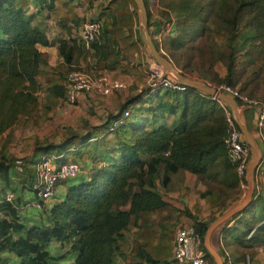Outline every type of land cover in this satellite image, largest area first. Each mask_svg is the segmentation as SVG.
I'll return each mask as SVG.
<instances>
[{
	"label": "trees",
	"instance_id": "16d2710c",
	"mask_svg": "<svg viewBox=\"0 0 264 264\" xmlns=\"http://www.w3.org/2000/svg\"><path fill=\"white\" fill-rule=\"evenodd\" d=\"M160 1L167 17L161 24L171 22L175 33L163 44L166 56L161 57L181 76L237 88L249 98L264 95V64L256 63L264 53V0ZM75 2L0 0V264H59L64 258L70 264H158L172 256L175 229L189 225L200 238L206 264H213L201 245L213 218L192 224L178 219L181 223L174 226L177 206L160 189L174 198L197 193L215 201L229 193L222 211L241 198L238 177L226 159L223 108L191 87L151 91L144 79L138 82L144 44L136 31L132 37L137 16L133 0H110L100 39L87 45L70 34ZM43 12L55 21L57 36L50 40L36 20ZM53 45L52 58L37 48ZM70 72L109 82L132 78L138 94L117 101L114 113L83 134L56 130L50 136H60L59 144L35 140L32 155L20 157L30 184L46 154L57 167L77 163L86 173L67 186L60 202L38 212L41 222L27 224L19 216L23 188L11 180L14 158L4 134L17 127L48 132L55 107L65 101ZM146 72L147 66L144 77ZM6 192L12 194L10 202L4 201ZM216 241L221 247L264 248L262 192L252 194L219 230ZM51 243L67 248L54 255L47 249ZM4 252L12 258L6 260ZM244 253L233 259L224 255L223 264H254Z\"/></svg>",
	"mask_w": 264,
	"mask_h": 264
},
{
	"label": "built area",
	"instance_id": "2783aa9c",
	"mask_svg": "<svg viewBox=\"0 0 264 264\" xmlns=\"http://www.w3.org/2000/svg\"><path fill=\"white\" fill-rule=\"evenodd\" d=\"M171 28V22L160 24L157 38H159L161 34L170 33L172 31ZM98 34L99 23L95 20H89L84 23L80 31V37L86 45L95 40ZM197 83L203 84L218 93L228 95L242 106L251 108L255 115V127L258 134L261 133L262 122L264 120L263 101L249 98L245 94L240 93L237 88H232L224 84L214 85L204 80H197ZM125 86L126 85L121 81L109 82L105 77L91 80L84 74L70 72L67 74L65 81L67 93L64 103L69 105L74 104L77 96L83 92L95 90L102 94H108L112 90L120 91L124 89ZM144 86L151 91L158 87L169 88L176 91H183L186 88L185 85L178 82L175 78L168 75L160 66L153 64L152 62L147 64ZM208 96L218 102L224 110L226 135L223 139V143L226 148V159L234 167L235 173L238 177V188L241 190L245 189L246 183L244 177L248 164L249 147L244 141L228 107L215 97ZM127 115L128 110H125L123 116L125 117ZM115 125L116 123L114 122L111 128ZM260 136H262V133ZM53 158L54 157L51 154H46L37 162L34 180L29 186L32 198L29 201H26L25 204L19 205L17 208L24 209L29 207L37 212H43L47 207L48 201L54 197L55 187L60 181L75 179L83 173V168L80 164L71 163L57 167L53 163ZM22 165L23 163L20 158H14V170L16 169L19 171L18 173H20V171L22 172ZM11 199L12 194L6 192L4 201L10 202ZM224 255H227L225 251ZM158 264H206L204 253L200 249V238L193 226L189 225L175 229L172 256L169 261Z\"/></svg>",
	"mask_w": 264,
	"mask_h": 264
},
{
	"label": "rangeland",
	"instance_id": "374dc122",
	"mask_svg": "<svg viewBox=\"0 0 264 264\" xmlns=\"http://www.w3.org/2000/svg\"><path fill=\"white\" fill-rule=\"evenodd\" d=\"M109 1L110 0H76V2L74 3L75 12H76L75 13L76 19L70 25L71 26L70 27L71 28L70 34L73 37V40H75V42L77 41V39L80 38V31H81L83 24L89 20H95L99 23V32H100V26L103 24L104 19L109 14V10L107 9V4L109 3ZM203 1H207V0H203ZM203 1L201 3H203ZM146 4H147V7H145V8H147V9H145V10L147 12V22L148 23L151 22L152 27H154V24L157 27L158 23L161 24V22L167 20L166 15L163 13L164 9H163V6H161L160 0H146ZM30 7H31V9L30 8L29 9L33 11L34 8L32 6H30ZM168 14L171 15L170 13H168ZM136 15L137 16H136V19L134 21V26H133V30H132V37L133 38H135V31H136V35L138 34L137 27L139 24V13H138L137 9H136ZM170 17H172V19H173V15H171ZM36 20L38 21V24L41 26L42 30L44 32H48V34H50L51 38H54L55 36H57V33L54 29L55 21L52 19H48L45 12H43L42 15H38L36 17ZM171 30H172V28H171ZM147 31H148V29H147ZM158 31H159V27H158ZM148 33L151 37V40L154 41L156 47L159 49V50L158 49L156 50L157 53L159 55L164 56L165 51L163 50L162 46H163V44H166V40L168 37L166 38L164 35L167 33L161 34V36H159V38H157V36L153 37V35L149 31H148ZM170 33L172 36L175 34L173 31H171ZM97 38L99 40L100 36H97ZM141 50H142L141 51L142 71L138 75V76H140V80L138 82H141V80L144 79V72H145L147 64L150 62H152L153 64H156L155 62L151 61L152 57H151L148 49L145 46H142ZM256 63H257V65L258 64H261V65L264 64V53H263V59H261V58L257 59L256 58ZM217 72H218L217 76L218 75L222 76V74H220L221 72L219 70H217ZM187 80L197 83V80H192V79H187ZM215 81L217 82V80H215ZM215 81H212V82H215ZM121 82L126 85L124 89L120 90L121 93H129L127 97L137 96L138 93L135 91V88H137L138 86L137 87L135 86L133 79H130V80L122 79ZM138 84H142V83H138ZM257 100L264 102V95L260 94L259 97L257 98ZM55 124L58 126L62 125V124L67 125L70 128V131L73 133H78L79 130L83 129V126L81 125L80 120H78V117L74 116V118H73V117H70L69 114H66L65 117H59L58 119L56 118ZM23 135L24 134L22 131H18V132L14 133V140H15L14 142L17 143V146H18L20 137H22ZM15 152H17V154L19 155L18 147L16 148ZM251 158H253V153L250 149L248 160H251ZM15 170H14V174L18 175V173H16V172H19V171H17V170L15 171ZM22 177H24L23 174H22ZM157 177L160 178V175ZM210 186L213 188L216 185H212L210 183ZM239 190L241 192H243L245 189H242V190L239 189ZM160 192L164 195L165 198L168 199V201H170L173 205L175 204L177 206L176 218L174 219V221L172 223L173 225H174V223L178 222V219L183 220L182 223L192 224V222H194V221H197V220L204 221L210 217L213 218L210 221V223H211L218 216H220L221 214H223L224 212H226L228 210V208H226L225 210L222 211V208L224 207V204L228 201V198L230 197L229 193L222 195L220 197V199H217V201H215L216 199H209L210 197L203 198L201 196H198L197 193L196 194L187 193L185 196L181 195V196H178L177 198H174V197H171L170 195H168L169 193H166V191L163 189H160ZM236 203L240 204L241 202L239 200ZM232 206H234V203L231 204L229 206V208ZM18 209H22V208H18ZM182 210H185V212L187 214H184L182 212ZM22 211L23 210H21L20 213ZM22 217H23V215L21 216V219H23ZM34 221H35V224L39 223V221L37 220V216L34 217ZM227 222H229V219L216 226V228L211 232V234L209 236V242H208V245L212 248V250H215L219 254V257H220L219 259L222 261V264H223V259H224L223 258V256H224L223 251H225L227 254H229L232 259L234 258V256H238L241 253L243 254V252L245 251V253H244L245 255L248 256V254H249L251 257H253V260L255 262L254 264H264V248H262V247H251L250 249H248V248L246 249L244 247H241V246L235 245V244L227 246L226 244L221 243V245L223 247V249H222L220 244L216 241V236L219 233V230L221 228H223ZM25 223H27V222H25ZM179 223H181V222H179ZM179 223H176L174 226L178 225ZM169 226H170L169 222L164 223V227L166 229ZM174 226L172 227V230L174 229ZM251 232H252V230L249 233H251ZM201 245H203V241H201ZM66 248L67 247L59 246L56 243H51L47 247L48 251L54 255L62 253L63 251H65ZM10 255L11 254L8 252L2 253V256L6 260H9V258L10 259L12 258V257H10ZM208 258L209 257L206 256V259H208ZM71 262H72V260L64 258L63 260H61L59 262V264H70Z\"/></svg>",
	"mask_w": 264,
	"mask_h": 264
},
{
	"label": "crops",
	"instance_id": "0c3cea01",
	"mask_svg": "<svg viewBox=\"0 0 264 264\" xmlns=\"http://www.w3.org/2000/svg\"><path fill=\"white\" fill-rule=\"evenodd\" d=\"M151 25H152L151 22L148 23L147 29L153 35V37H156L158 33V27L160 26V24L158 23L157 27L155 24L154 27H152ZM45 34L49 40L53 39L50 37V34H48V32H45ZM164 36L166 38L167 37L170 38L173 37L174 35L172 36L171 33H167ZM37 48L41 52L48 53L51 58L56 54V45L37 46ZM130 79L132 78H129L128 80ZM138 89L139 88H135V91L138 92ZM114 93L115 94L103 95L95 90H92V91L80 93L77 96L76 101L72 105L65 103L58 104L54 109L53 112L54 114L52 119L49 121L50 129L48 132L35 134V132L30 130L29 128H23V127H17L5 132L4 135L6 134L9 135V140L11 144V148L8 151L9 154H11L12 158L31 156L34 151L35 140H37L39 143L41 142L42 145L51 143L52 146L55 147L57 144L60 143L61 138L58 135H54L51 137L50 134H53V132L56 130L70 129L67 125L62 124L58 126L55 124L56 118L58 119L59 117H65L66 114H69V116L73 118L74 116H76L78 117V120H80L83 129L79 130L78 134H83L88 128L103 123L106 120L107 116L111 113H114V111L118 108L117 101L119 103H123L124 99L129 94V93H121L120 91H115ZM236 114L238 121L245 126V128L247 129L248 133L251 136L254 145L258 148L260 152L259 159L257 160L252 173V180H251L252 194L254 192L259 191L262 192L264 195V120L262 122L263 123L261 130L262 136H260L261 133L258 134V131L255 127V115H254V111L251 108L247 106H242L237 102ZM43 128L44 127L41 126L39 130H42ZM18 131H22L24 135L20 137L17 146V143L14 142L15 141L14 133ZM17 147H18L19 155L17 154V152H15ZM248 147H249V152L251 149L254 157L253 148L250 145H248ZM53 151H55V149L52 150V152ZM252 159L253 158H251V160ZM251 160L248 161L250 162ZM89 166L90 165L88 163L85 165L86 168H89ZM25 171H22L21 173L16 172L19 175L13 174L11 179L12 182L16 184V186L23 188V193L21 197L22 202L20 204H25L26 201H29L32 198V193L29 187L30 183H28L27 179L25 178L26 175ZM22 174L24 177H22ZM85 174L86 173L84 170L83 173L77 176L75 179H69L64 184L62 183L58 184L55 187L54 197L48 201L47 207L46 209H44V211L48 210L53 204L60 202L63 199L67 186L71 183L77 182L78 180L84 179L86 176ZM245 183H246L245 190L241 192V198L239 199L240 202L243 201V198L247 193V187L249 185L246 177H245ZM236 202H234V206L239 204ZM18 210L19 213L21 210H23L19 214V216L21 218V216L23 215L22 218L24 219V221L27 222V224H35L34 217L36 216L39 222H41L42 220L43 215L42 216L39 215L38 212L33 210L32 208L28 207Z\"/></svg>",
	"mask_w": 264,
	"mask_h": 264
},
{
	"label": "water",
	"instance_id": "95a60500",
	"mask_svg": "<svg viewBox=\"0 0 264 264\" xmlns=\"http://www.w3.org/2000/svg\"><path fill=\"white\" fill-rule=\"evenodd\" d=\"M133 1L135 3L136 9L139 13V24L137 27L138 35H139L141 42L148 49V51L152 57V61L155 62L158 66H160L168 75L172 76L178 82L185 85L186 87H191V88H194L196 90L202 91V92H204L210 96L215 97L217 100L224 103L228 107L232 118L234 119L237 127L239 128V130L242 134L244 141L246 142V144L250 145L253 148L254 157L250 162L248 161L249 164H247V168H246L245 177L247 178V182L249 185L247 187V193L245 194L243 201L238 205H235L233 207L228 208V210L226 212H224L223 214L218 216L214 221H212L207 226V229H206L204 237H203V246H204L207 254L211 257L213 264H222V261L219 259L220 258L219 254L215 250H212V248L208 245L209 236H210L211 232L216 228L217 225H219V224L227 221L228 219H230L235 213L240 211L251 200V196H252V188H251L252 173H253V168H254L257 160L259 159L260 152H259L258 148L254 145V143L251 139V136L248 133L245 126L238 121L237 114H236L237 102L233 98L229 97L228 95L218 93L215 90H213V89H211V88H209L203 84L195 83V82H191V81L187 80L186 78L181 76L169 62H167L164 58L161 57V55H159L157 53L156 48L154 47L152 40H151V37L147 31V13H146L144 4H143L142 0H133Z\"/></svg>",
	"mask_w": 264,
	"mask_h": 264
}]
</instances>
